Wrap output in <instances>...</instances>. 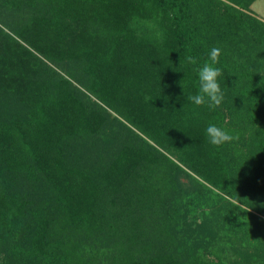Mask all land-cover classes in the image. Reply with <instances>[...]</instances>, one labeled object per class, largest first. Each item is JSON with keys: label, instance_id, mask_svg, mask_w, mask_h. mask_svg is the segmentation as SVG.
<instances>
[{"label": "trees", "instance_id": "1", "mask_svg": "<svg viewBox=\"0 0 264 264\" xmlns=\"http://www.w3.org/2000/svg\"><path fill=\"white\" fill-rule=\"evenodd\" d=\"M255 1L0 0V264H264Z\"/></svg>", "mask_w": 264, "mask_h": 264}, {"label": "clouds", "instance_id": "2", "mask_svg": "<svg viewBox=\"0 0 264 264\" xmlns=\"http://www.w3.org/2000/svg\"><path fill=\"white\" fill-rule=\"evenodd\" d=\"M220 53V48L212 47L208 53V60L197 69L198 90L195 95L188 96V100L193 104H206L211 109H215L222 104L225 93L218 80L222 69L216 66ZM204 134L208 142L215 146L223 145L235 139L232 132L214 123H209L205 127Z\"/></svg>", "mask_w": 264, "mask_h": 264}, {"label": "rangeland", "instance_id": "3", "mask_svg": "<svg viewBox=\"0 0 264 264\" xmlns=\"http://www.w3.org/2000/svg\"><path fill=\"white\" fill-rule=\"evenodd\" d=\"M253 8L257 15L264 20V0H256Z\"/></svg>", "mask_w": 264, "mask_h": 264}, {"label": "crops", "instance_id": "4", "mask_svg": "<svg viewBox=\"0 0 264 264\" xmlns=\"http://www.w3.org/2000/svg\"><path fill=\"white\" fill-rule=\"evenodd\" d=\"M253 7H254V3H253V4H252V6H251V8L254 10V8H253Z\"/></svg>", "mask_w": 264, "mask_h": 264}]
</instances>
